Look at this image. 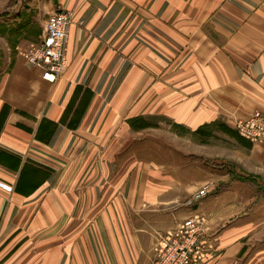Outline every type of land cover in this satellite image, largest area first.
I'll return each instance as SVG.
<instances>
[{
    "label": "crops",
    "instance_id": "crops-1",
    "mask_svg": "<svg viewBox=\"0 0 264 264\" xmlns=\"http://www.w3.org/2000/svg\"><path fill=\"white\" fill-rule=\"evenodd\" d=\"M26 5L39 36L55 10L71 24L52 82L0 34V181L11 186L0 187V264H152L154 232L193 214L211 229L200 264H264V142L238 147L244 171L217 158L204 168L201 150L189 158L166 138L162 162L139 158L135 135L158 127L129 124L162 118L193 133L264 110V0ZM31 16L4 14L0 29ZM134 161L156 167L130 171ZM205 184L210 195L184 204Z\"/></svg>",
    "mask_w": 264,
    "mask_h": 264
},
{
    "label": "built area",
    "instance_id": "built-area-1",
    "mask_svg": "<svg viewBox=\"0 0 264 264\" xmlns=\"http://www.w3.org/2000/svg\"><path fill=\"white\" fill-rule=\"evenodd\" d=\"M67 10L58 9L48 14L42 23L41 34L36 44L23 52L26 62L39 68L42 77L54 81L62 72L65 63V40L71 22ZM237 132L251 142H264V110H255L248 117L235 119ZM0 187L10 191L11 186L0 181ZM207 185L195 192L188 205L198 202L206 195ZM205 218L193 214L184 218L175 227L164 233L156 231L153 243L152 264H200L209 251V234L204 231Z\"/></svg>",
    "mask_w": 264,
    "mask_h": 264
},
{
    "label": "rangeland",
    "instance_id": "rangeland-1",
    "mask_svg": "<svg viewBox=\"0 0 264 264\" xmlns=\"http://www.w3.org/2000/svg\"><path fill=\"white\" fill-rule=\"evenodd\" d=\"M27 1L28 0H12L11 5H10L12 7L9 8L8 10L0 12L1 19H3L4 14H14V13L25 12L29 16L33 15V12L29 11L30 7H28L26 5ZM36 17L37 16H31L30 17L32 19V22H29V23L24 22V24L21 26L22 27L21 31H18L16 29L15 30L16 32L14 31L15 33H12V36L8 39L9 43H11L12 45H15L16 43L19 44L20 41H22L21 42L23 45L22 49L24 52L28 51L29 48H32L36 44V42L39 40L40 26H39V21ZM46 17L44 16V18H46ZM1 19H0V25L3 26V22H1ZM15 24H17V22ZM70 24H71V22H70ZM70 24H69V26H70ZM69 26L67 28H69ZM2 31H3V29L1 28L0 34L4 35ZM67 33H68V29H67ZM67 33H66V38H67ZM1 37H0V46H4L5 41L3 40V36H1ZM65 43H66V40H65ZM14 54L15 53L12 50L11 51L12 57L14 56ZM22 55H23V53H22ZM3 59H4V55H3V53H1L0 54V60H3ZM157 121L160 122L161 126L158 125L159 122L157 123ZM157 121L154 122L153 120H147L146 118H143L142 116L134 117V118H131L129 120V124L133 129L142 130L143 128H154V127L157 128L158 127L156 130L155 129H148L145 131H141L140 133H137V135H135L136 137L133 140L138 138L137 141L136 140L135 141L139 144V146L141 145L140 148L138 149L139 158L156 160V161L160 160L162 162L164 151H163V149H157L158 145H156V144L158 143L159 146L161 145L162 147H164V145H163L164 141H162V139L166 138L168 143L170 142V144H172L178 148H182L185 152L187 151V153H188L187 155L189 158L197 159V158H195V157H197L196 152H197V150H201V152H202L201 156H203L202 158L204 159V166H205L204 168H209L210 165L217 166L216 163L214 164V160L217 158V159H222L223 161H225L224 163L230 162L232 164H235L240 170H243V155L241 154V153H243V149H240L238 147H243L242 146L243 142L249 141V140L246 139L245 137L241 136L237 132V130L234 128V126L232 127V126H229L228 124L225 123V125L228 128H230L231 131H233V132H227L224 130V124L219 125V126H215V125H211V124L210 125L205 124L202 127L203 133H201V132L200 133H198V132L191 133L190 131L186 132L185 129L183 127H181L180 125H176L174 123L168 124V122H165V120H163L162 118H161V120H157ZM156 123H157V125H154ZM183 137L187 138V140L183 139ZM140 141H141V143H140ZM235 146H237V148H234ZM239 152H241V153H239ZM194 161L195 160H193V162ZM223 161H220V162H223ZM205 163H207V164H205ZM208 163L210 165H208ZM132 166L133 167L131 168L130 171L138 170L144 166H146V167L149 166L151 169L152 168L154 169V167H156L154 164H145L144 165V164H141L139 162L133 163ZM192 167L194 168V166H192V165L188 166V168H192ZM123 168L126 169V168H128V166L126 164H124ZM110 171L112 172V167H110ZM249 173L251 175H257V174L251 173V172H249ZM205 185H207V184H205ZM205 185H203V186H205ZM203 186L199 187L196 191H198ZM213 190H214L213 188H210V186L207 185L206 195L204 197L210 195L213 192ZM195 192L193 194H191V196L184 201V204L189 206L188 200H193V198H194L193 196H194ZM172 206H173V208L176 207V209L174 211L180 210V208L183 207V205H180V203H175ZM203 226L205 227L204 231H206L207 233L211 231L210 227L208 226V224L205 220L203 222ZM156 231H158L160 233H164L166 230L165 231L156 230ZM151 251H152V255H153V250L151 249ZM152 259H153V256H152Z\"/></svg>",
    "mask_w": 264,
    "mask_h": 264
},
{
    "label": "trees",
    "instance_id": "trees-1",
    "mask_svg": "<svg viewBox=\"0 0 264 264\" xmlns=\"http://www.w3.org/2000/svg\"><path fill=\"white\" fill-rule=\"evenodd\" d=\"M3 32V34L4 35H6L7 36V38L9 39L10 38V36H12V33L14 32V30H4V31H2ZM38 34V33H37ZM222 124H224V130L225 131H227V132H233V131H231L230 130V128H228L226 125H225V123H223V122H217V123H213V124H211V125H215V126H219V125H222ZM206 125H210V124H206ZM204 126V125H203ZM203 126H201V127H199L197 130H195L194 132H198V133H203ZM239 178H244V177H242V176H239Z\"/></svg>",
    "mask_w": 264,
    "mask_h": 264
}]
</instances>
